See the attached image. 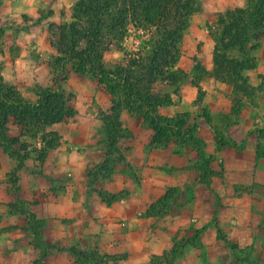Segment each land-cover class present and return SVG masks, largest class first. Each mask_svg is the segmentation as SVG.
<instances>
[{"label":"crops","instance_id":"1","mask_svg":"<svg viewBox=\"0 0 264 264\" xmlns=\"http://www.w3.org/2000/svg\"><path fill=\"white\" fill-rule=\"evenodd\" d=\"M77 1L0 0V82L34 103L41 88H56L59 75L64 74L59 83L74 94L70 105L75 111L69 121L49 125L36 137L22 133L14 117L9 119L8 137L29 143L30 156L14 181L10 174L16 160L0 145V264H35L41 258L42 247L32 243L35 235L25 228L29 217L2 209L18 202L30 204L43 220L42 240L54 245L41 264L94 262L91 258L77 263L74 247L97 254L100 262L93 264H155L154 257L171 250L174 238H189L197 232L198 240L183 247L174 264H234L232 253L217 237L215 214L230 238L241 244L255 240L256 253L262 251L257 228L250 222L261 214L253 206L264 211V34L249 44V48L257 46L250 51L257 65L243 74L256 89L242 96L238 113L233 108L232 85L209 76L200 78L202 74L194 70L196 65L208 72L214 69L212 33L220 14L248 9L252 0H200V11L190 16L183 32L176 65L190 78L173 95V104L158 111L166 117L190 113L187 125L203 140L206 155L213 158L212 169L224 172L221 182L211 185L195 182L194 163L200 157L195 146L182 148L175 138L163 146L153 143V130L144 117L126 108L120 120L129 135L118 141L125 160L116 163L111 175L93 180L90 169L107 157L103 115L111 112L115 95L99 76L75 72L70 64L64 70L55 64L54 33L60 23L74 19ZM132 26L144 34L145 45L155 28L130 22L123 49L105 54L108 68L115 64L107 65L110 57L116 62L125 52L138 51L125 48V40L132 39L127 37ZM51 133L59 136V142L48 149L42 163L38 150ZM218 133L228 145H218ZM217 187L225 192L221 209ZM170 188L182 192L178 206L164 214H150L151 205Z\"/></svg>","mask_w":264,"mask_h":264},{"label":"trees","instance_id":"2","mask_svg":"<svg viewBox=\"0 0 264 264\" xmlns=\"http://www.w3.org/2000/svg\"><path fill=\"white\" fill-rule=\"evenodd\" d=\"M200 9V0H78L73 8L74 19L58 25L52 40L58 53L56 66L64 70L70 64L75 72L99 76L115 95L111 112L103 115L108 133L107 157L90 169L93 180L111 175L116 163L125 160L118 141L120 137L129 135L122 128L120 120L122 109L126 108L130 113L144 117L146 124L153 130V143L163 146L175 138L183 146H195L200 156L194 163L195 182L212 184L213 176L216 175L211 167L212 156L206 155L203 140L195 135L194 128L187 125L190 113L166 117L158 112L160 106L173 104V95L190 78L183 69L176 67L180 58L179 43L190 16ZM132 21L140 26H154L151 39L137 52H125L123 59L108 68L105 54L114 49H123L122 41ZM263 34L264 0H252L248 9L227 10L220 14L212 33L215 40L213 71L195 66L194 70L202 74L200 78L209 76L234 87L236 96L233 108L236 113L243 106L242 96L250 95L256 89L249 84L243 71L256 67L257 62L250 51L257 46L249 48V44L259 41ZM194 83L197 84L196 81ZM38 96L36 102H30L15 87L0 82V145L16 160V168L10 174L14 181L18 179V171L26 168L30 144L18 137H8L9 119L14 117L22 133L36 137L47 126L67 122L75 115L70 105L74 94L63 89L59 80L56 88H41ZM188 133L191 138L186 139ZM48 136L52 137L44 138L45 145L38 150V159L42 163L48 149L59 142L56 133ZM217 136L219 146L228 145L222 133ZM177 191L176 188H170L157 203L151 205L149 213H158L160 207L161 212L158 214L167 213ZM25 204L18 202L10 206H15V212L30 215L28 230L35 231L37 246L42 247L41 258L35 264H41L54 245L42 240L40 227L43 220L38 219L28 208H21ZM182 248L176 245L172 248L170 255L173 261L182 253ZM71 251L77 263L82 258L88 259L87 252L76 247ZM99 262L100 259H94V263Z\"/></svg>","mask_w":264,"mask_h":264},{"label":"rangeland","instance_id":"3","mask_svg":"<svg viewBox=\"0 0 264 264\" xmlns=\"http://www.w3.org/2000/svg\"><path fill=\"white\" fill-rule=\"evenodd\" d=\"M143 36H144V34L133 29V26L130 27L128 29L127 37H132V39L128 38L125 40L126 50L135 51V50L142 49L145 46V38ZM115 60H116L115 57H110L106 61L107 65L109 67H111L115 63ZM56 76H57V74H56ZM62 78H65L64 74H60L58 77V80H62ZM176 143L178 146L186 147V146L182 145L181 141H176ZM197 161L198 160H196L195 162H197ZM212 161H213V158H212ZM220 178H224V172L222 170L216 171V175L213 176L212 182H214L215 180L220 181ZM222 182H224V181H222ZM218 187H222V186H220V184H218ZM176 189L178 191L175 193V196L173 197L174 200L172 202L171 208L167 209L168 212L171 211L174 207L178 206V204L180 203L178 200L181 198L182 192L180 189H178V188H176ZM219 190L221 191V193L218 192ZM216 195H217L218 209H221L220 207H222L224 205L223 198L225 197V192L218 188ZM25 207L28 208V210L30 212H33V211H31L30 204H25V206H23V207L21 205V208H25ZM2 209L6 213H14L16 210L15 206H8V207L2 206ZM253 209L256 210L257 212H259L261 210L260 211L261 214L259 215V219H257V220L254 219L250 223H251V226L253 228H257L258 234L256 236L257 237L256 239L261 241L262 245H264V211L261 208L258 209L257 206H253ZM19 211H21V210H19ZM157 212L158 213L161 212V207L159 209H157ZM217 213H219V211ZM22 214H26V213H22ZM26 215L29 217L28 222H27L26 227H25L28 230L30 215L28 213ZM213 221L218 226L217 227L218 228L217 237H218V239H220L221 241H223L226 244L227 249L230 251V253H232V260H233L234 264H264V255L262 254L264 249L262 251H260L259 253H256L255 247H254V245H255L254 241L255 240H253V243L245 240L246 243L241 244L238 241H236L235 239H232L227 235L226 231L224 230L225 228L222 227V225H219V219L217 217V214H215ZM30 231L35 235L34 230H30ZM174 239H175L174 240L175 243H174L173 247L176 245L181 249L182 247H185L188 243L189 244L195 243L198 240V232L195 233V235L190 236L189 238L185 237V238H181V239H177V238H174ZM32 243H34L37 246L38 242H37L36 237H33ZM223 246H225V245H223ZM171 250L166 251L162 255L155 256L154 257L155 264H162L161 262H164L163 264H174L180 255L173 261V257L170 255ZM86 254H87L89 260L82 258L80 260V263L90 262L91 258L95 259L97 257V254H95L94 252L87 251ZM98 256L101 258L100 254H98ZM75 258H76V256H75ZM93 263H91V264H93Z\"/></svg>","mask_w":264,"mask_h":264},{"label":"built area","instance_id":"4","mask_svg":"<svg viewBox=\"0 0 264 264\" xmlns=\"http://www.w3.org/2000/svg\"><path fill=\"white\" fill-rule=\"evenodd\" d=\"M141 31L143 32V29H141Z\"/></svg>","mask_w":264,"mask_h":264}]
</instances>
